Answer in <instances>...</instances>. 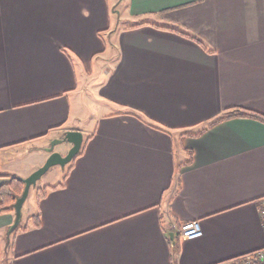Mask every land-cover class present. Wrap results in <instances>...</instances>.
Instances as JSON below:
<instances>
[{
    "label": "crops",
    "instance_id": "obj_1",
    "mask_svg": "<svg viewBox=\"0 0 264 264\" xmlns=\"http://www.w3.org/2000/svg\"><path fill=\"white\" fill-rule=\"evenodd\" d=\"M233 108L264 115V0H0V187L82 134L13 230L0 212V264H216L263 247L264 122L184 134ZM188 221L202 236L181 239Z\"/></svg>",
    "mask_w": 264,
    "mask_h": 264
},
{
    "label": "water",
    "instance_id": "obj_2",
    "mask_svg": "<svg viewBox=\"0 0 264 264\" xmlns=\"http://www.w3.org/2000/svg\"><path fill=\"white\" fill-rule=\"evenodd\" d=\"M63 142L71 144V146L68 148L65 154H62L61 152L54 149L57 143H63ZM81 142H82V134L78 130H67L64 132V135L61 138L51 141L48 147L49 155L44 161V163L41 166L37 167L35 170H33L28 176L22 178L24 187L22 193L16 198L14 202L13 207H14L15 217L13 223L9 228V231L13 230L20 221L21 207L28 195L30 186L34 185L36 180L45 171H47L49 167L56 164L63 166L64 164L69 162L73 158V156L79 151Z\"/></svg>",
    "mask_w": 264,
    "mask_h": 264
},
{
    "label": "trees",
    "instance_id": "obj_3",
    "mask_svg": "<svg viewBox=\"0 0 264 264\" xmlns=\"http://www.w3.org/2000/svg\"><path fill=\"white\" fill-rule=\"evenodd\" d=\"M237 117H251L258 119L262 122H264V115L260 114L255 111L246 110L243 108H233L230 110H227L223 113H221L218 117L215 119L207 122L205 125L201 126L196 132H184L185 135H191V136H198L205 130H207L209 127L231 118H237ZM189 155V161L191 160V151H188ZM24 187V183L22 181V178L17 176H11L9 181L2 184L0 187V212L3 211H14V202L16 198L22 193Z\"/></svg>",
    "mask_w": 264,
    "mask_h": 264
},
{
    "label": "built area",
    "instance_id": "obj_4",
    "mask_svg": "<svg viewBox=\"0 0 264 264\" xmlns=\"http://www.w3.org/2000/svg\"><path fill=\"white\" fill-rule=\"evenodd\" d=\"M258 214L264 231V197L258 201ZM181 239H193L202 236V229L197 221H188L180 226ZM216 264H264V246L247 254Z\"/></svg>",
    "mask_w": 264,
    "mask_h": 264
},
{
    "label": "rangeland",
    "instance_id": "obj_5",
    "mask_svg": "<svg viewBox=\"0 0 264 264\" xmlns=\"http://www.w3.org/2000/svg\"><path fill=\"white\" fill-rule=\"evenodd\" d=\"M118 10V14H119V12H120V18L122 19L121 20V22H120V24L121 25H123L125 22H127V21H129V20H124L125 19V5L124 4H120L119 5V8L117 9ZM130 23V22H129ZM24 166V165H23ZM53 170H55L54 168H51V169H49L48 171H47V173H45V175L43 174L42 176H41V180L39 181V182H41V181H43V180H47V178H49L48 176H52V173L54 172ZM54 174V173H53ZM31 191H30V193H29V198H28V201H27V203L30 201V198H32V196H33V192H32V188L30 189ZM26 206L27 205H25L23 208H22V210H21V215L23 214V216L25 215V213H26ZM8 230V229H7Z\"/></svg>",
    "mask_w": 264,
    "mask_h": 264
}]
</instances>
